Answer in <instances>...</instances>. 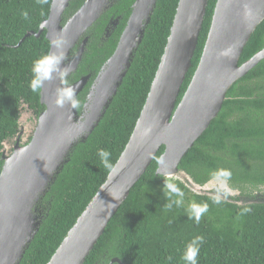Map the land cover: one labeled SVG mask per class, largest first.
Instances as JSON below:
<instances>
[{
    "label": "trees",
    "instance_id": "1",
    "mask_svg": "<svg viewBox=\"0 0 264 264\" xmlns=\"http://www.w3.org/2000/svg\"><path fill=\"white\" fill-rule=\"evenodd\" d=\"M84 1L71 0L63 22ZM216 1L208 2L177 104L200 60ZM51 2L0 0V172L4 143L19 135L22 111L30 110L37 119L44 110L40 93L30 91L29 81L33 61L49 52V42L45 32L38 38H23L29 32H38L48 18ZM131 3L132 0H119L115 10L122 14ZM177 3L178 0H157L142 42L104 116L83 143L75 144L68 162L38 202L34 214L40 215V226L18 264L48 263L110 173L100 162L99 150L109 151L116 164L145 103ZM25 11L28 19L22 16ZM105 23L103 16L87 30L90 38L76 73L68 77L70 83L88 74L94 78L113 54L120 31L101 42ZM263 47L264 21L252 34L238 65ZM163 150L164 147L158 151L130 190L84 264H110L113 258L124 264H184L181 256L185 245L197 235L204 237L198 264H264V203L237 204L241 199L253 200L256 192L264 199V60L229 89L218 116L178 166L199 187L222 180L212 174L228 169L232 176L226 184L238 195L213 190L222 196L217 204L215 197L194 194L179 181L155 176ZM169 183L183 191L182 205L168 207L171 201L164 185ZM192 202L208 205L199 223L189 218ZM246 208L250 211L244 213Z\"/></svg>",
    "mask_w": 264,
    "mask_h": 264
},
{
    "label": "water",
    "instance_id": "2",
    "mask_svg": "<svg viewBox=\"0 0 264 264\" xmlns=\"http://www.w3.org/2000/svg\"><path fill=\"white\" fill-rule=\"evenodd\" d=\"M71 0H52L48 18L37 33L23 38H36L45 32L49 42L63 35L69 42L63 66L74 73L81 61L84 39L71 59L73 48L97 21L108 0H85L65 22L63 14ZM157 0H137L119 42L91 85L90 105L85 116L68 106L53 103L59 80L45 84L40 92L44 110L37 118L31 139L5 156L0 172V264H18L38 232L41 220L32 214L49 185L68 162L72 148L83 143L98 126L122 84L143 38V20ZM209 0H178L169 36L133 132L118 158L116 170L110 172L56 249L47 264H84L105 229L129 196L130 190L164 147L163 165L157 163L155 176L179 181L191 192L220 198L178 170L194 143L208 129L221 111L226 93L250 70L264 60V47L249 60L238 65L242 52L257 27L264 21V0H217L205 45L180 102V89L191 68L192 58L202 30ZM43 25V27H42ZM20 41V43L23 41ZM19 43V44H20ZM18 44V46H19ZM53 50L51 47L49 51ZM89 77H82L77 95ZM158 158V159H159ZM223 182L226 194L236 196ZM264 199H241L238 205L260 204ZM110 264H124L113 258Z\"/></svg>",
    "mask_w": 264,
    "mask_h": 264
},
{
    "label": "clouds",
    "instance_id": "3",
    "mask_svg": "<svg viewBox=\"0 0 264 264\" xmlns=\"http://www.w3.org/2000/svg\"><path fill=\"white\" fill-rule=\"evenodd\" d=\"M22 16L24 19H28V13L26 11L22 13ZM68 43L69 42L63 35L57 34L50 41V47L53 50H50L33 61L29 89L32 93H40L46 83L59 80L60 86L55 90L53 103L59 108L68 106L72 110H79L82 107V102L77 95L78 85H73L69 82L68 76L71 67L63 66V62L66 59V48ZM98 155L104 168L108 169L109 172L116 170L115 164L110 159L112 154L109 151L101 149ZM158 163L163 165V156L158 159ZM212 175L215 179H222L224 182H227L231 178L232 173L228 169H218ZM164 187L167 188L169 200L171 201L168 205L169 208H171L173 204L176 206L183 204L184 193L180 187L173 183L164 185ZM173 196H175L176 199H172ZM214 202L219 204L221 202L220 198H215ZM188 211L189 218L199 223L201 216L208 211V205L206 203L197 204L192 202L189 205ZM248 211H250V209H244V213ZM203 243L204 237L202 235H197L185 245L181 256L184 264H198V256L200 255V249Z\"/></svg>",
    "mask_w": 264,
    "mask_h": 264
},
{
    "label": "flooded vegetation",
    "instance_id": "4",
    "mask_svg": "<svg viewBox=\"0 0 264 264\" xmlns=\"http://www.w3.org/2000/svg\"><path fill=\"white\" fill-rule=\"evenodd\" d=\"M136 1L137 0H132V3L130 4V6L127 7L122 12V14H119L117 12V10H115V5L118 4L119 0H108L107 5H106V8L101 12L100 16L98 17V19H99V18H101V17L104 16L105 19H106V23H105L104 28H103L102 36L100 38V41L101 42L108 41L118 31H120V35H119V38H120V36L123 33L125 27L127 26L128 20H129L131 14L133 12L134 4L136 3ZM155 6H156V3H155ZM155 6L152 7V11H151V13L148 16V18H149L148 20L151 19V16H152V13H153V10H154ZM98 19H97V21H98ZM97 21H95V22H97ZM143 25H144L143 26V36H144V32H145V30H146V28L148 26V24H146V20H143ZM89 38H90L89 35H86V33L80 38V40L77 42V44L73 48L72 53L70 54V58L69 59L73 58L78 53V51H79V49L81 47V43L83 42L84 39H87V42H86V44L83 47V54H84V51H85L86 45H87V43L89 41ZM119 38H118V42H119ZM118 42H117V44H118ZM83 54H82V56H83ZM81 60H82V57H81ZM80 63H81V61H80ZM80 63H79V65H80ZM76 71L74 73H76ZM99 72L97 73V75L99 74ZM74 73H72V74H74ZM72 74H70L68 77H70ZM97 75H95L94 78H91V75L90 74L85 75V76H82V77H86V76L89 77L86 86L82 89V91L78 95V98L82 102V107L79 110V113L82 116H85V114L87 113V110H88V105H90V102L91 101L89 99V92L91 91L90 90L91 89V85L94 82V80L97 77ZM17 138H18V136L15 137V139H17ZM16 142H18V141L16 140Z\"/></svg>",
    "mask_w": 264,
    "mask_h": 264
},
{
    "label": "rangeland",
    "instance_id": "5",
    "mask_svg": "<svg viewBox=\"0 0 264 264\" xmlns=\"http://www.w3.org/2000/svg\"><path fill=\"white\" fill-rule=\"evenodd\" d=\"M36 124H37V119L33 117L30 110H27V109L23 110L21 114V118H20V133L18 135V138L9 139L8 141L4 143L3 152L5 153V156H10L12 154L13 148L16 144V140L18 141L19 146H23L29 141V138L32 137L35 131ZM222 185H223V182H220V180H213L212 184L205 188L207 189V191L205 192L212 193L213 190L225 192L226 189L221 187ZM253 196H254V199L257 197L260 198V194L258 192L254 193ZM34 213L35 212L32 211V214L34 216H37L40 219V215H36Z\"/></svg>",
    "mask_w": 264,
    "mask_h": 264
}]
</instances>
